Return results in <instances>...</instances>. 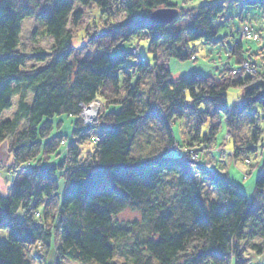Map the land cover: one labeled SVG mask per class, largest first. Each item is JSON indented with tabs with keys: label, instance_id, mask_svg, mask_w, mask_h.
Masks as SVG:
<instances>
[{
	"label": "trees",
	"instance_id": "16d2710c",
	"mask_svg": "<svg viewBox=\"0 0 264 264\" xmlns=\"http://www.w3.org/2000/svg\"><path fill=\"white\" fill-rule=\"evenodd\" d=\"M43 2L39 18L43 32L53 38V57L44 67L25 72L26 56L18 51L21 22L35 15L41 2L0 0V115L18 99L13 118L0 122V145L9 142L26 173L13 183L10 195H0V229L8 230L7 239L0 241V264H48L54 238L58 258L53 264L63 259L80 264H248L240 247L246 238H260L249 249L263 254L264 204H259L264 200V169L250 199L228 175L206 165L202 153L215 151L221 131H230L234 161L261 157L264 57L255 55L254 44L238 41L225 50L215 75L193 71L174 77L158 63L161 46L169 59H195V41L219 47L220 54L224 44L213 24L223 14V0L190 9L171 0ZM77 3L95 5L103 17L102 31H96L102 55L73 65L69 25H78L84 15ZM234 3L247 17L262 14L264 24V0ZM169 5L180 10L187 24L158 26L151 21V12ZM132 38L147 43L150 59L133 57L132 47L125 51ZM247 61L258 67L252 75L238 72ZM231 89L243 94L230 105ZM152 91L158 94L153 100ZM93 100H100L104 111L100 125L88 129L78 105ZM188 115L194 128L181 146L171 123ZM60 116L74 120L71 139L55 134L62 121L54 119ZM94 129L101 132L100 142L92 140ZM84 145L90 148L81 153ZM211 154L217 158L219 151ZM107 180L119 190L96 188ZM205 185L209 193L203 194ZM127 208L141 211V219L119 223L117 215ZM116 255L119 260L113 261Z\"/></svg>",
	"mask_w": 264,
	"mask_h": 264
},
{
	"label": "rangeland",
	"instance_id": "374dc122",
	"mask_svg": "<svg viewBox=\"0 0 264 264\" xmlns=\"http://www.w3.org/2000/svg\"><path fill=\"white\" fill-rule=\"evenodd\" d=\"M44 0H40L41 5L38 8L35 15H31L29 17H25V19L21 22V33H20V45L18 48V51L22 54H25L26 58L23 63L22 70L25 72H34L37 68H42L44 65H46L48 62L51 61L53 55L51 54V49L54 46L53 44V38L47 35L45 32H43V25L40 22L39 14L43 8ZM212 1H222V0H171L172 3H175L177 7L182 9H190L194 7H199L202 4H209ZM223 4L225 5V9L223 11V14L221 17L213 24V27L215 31L217 32V37L222 39L224 46H220L223 48L222 52L219 54V47L212 46V44L206 43V42H194L191 44V47L194 46L195 49L198 50L197 54H199L195 59H187V60H177L175 58H167L166 56H163L164 51L162 50V46L159 49V58L158 63L164 64L168 66L169 70L172 72L173 76L180 77L183 75H189L193 73V71H198L201 75L210 76L212 74L215 75L217 73V69H215L216 66H222V63L225 61L224 54L225 50L229 49L235 42H241L244 43L247 41L249 44H254L253 46L257 47L256 54L259 56L264 57V32H260L261 27L264 25L262 24L260 14L259 12L253 14H258L259 17H247V12L245 10H242L239 5H236L234 3V0H223ZM76 9H79L84 12L83 17L80 19L78 25L72 26V24L69 25V29L73 35V46H72V56L70 57L69 61L75 65L77 61H92L94 59H97V57L101 56V49L99 48V41L100 37L96 36L98 32L97 30L102 31L100 28V19H102V15L100 14V11L94 6L92 7H82L79 3L76 4ZM50 10V8L48 9ZM180 11V10H179ZM179 25H175L176 27H181L183 24H187V19L180 14L179 16ZM247 17V18H245ZM244 18L246 20H244ZM244 20V21H243ZM119 22L121 20H118ZM247 21V22H245ZM121 22H125L121 21ZM245 22V23H244ZM252 22L254 24H252ZM249 28V29H248ZM224 38V39H223ZM165 45V43H162V45ZM132 49V54L136 55L137 52H140L138 55L141 58H151V54L147 51L148 45L145 42H139L137 39L132 38L128 44H125V51H128L130 48ZM248 49L250 52H252V49L248 46ZM38 55H44L47 57L42 60V58H39ZM194 58V57H193ZM244 70L248 74L252 75V71H255L254 63H251L250 61H247L243 66L242 69H239V71ZM236 73V72H235ZM153 92V91H152ZM31 92H26V95L29 94L27 99L29 101H32L33 98H31L32 94ZM243 91L241 89H231L228 92V103L231 105L233 103H237L242 98ZM157 93L152 94V100L157 97ZM18 99L17 97H14L13 106L10 110L3 112L2 115H0V122L4 119H11L14 116L15 109L17 106ZM97 105L98 110L92 115H90L89 108L91 105ZM79 107H81V111L79 114V118H81L82 125L84 128H94L100 125V115L104 111V106L102 105L100 100H93L88 103V105H84L83 102H80ZM94 106V105H93ZM187 115V113H186ZM185 119V120H184ZM184 121L181 120H174L173 123H171V130L172 135H174L176 143H180L179 145L183 146V139L185 137L190 136V133L192 132L193 126V118H191V115H188L186 118H184ZM54 121L57 123L59 121H62L61 126L59 128H55V134L58 135H65L71 139V132L73 130V124L74 120L71 118H67L65 116H60L54 119ZM208 124L205 126L203 132L201 135H205V131L208 130ZM97 129H94L95 134L93 135V142H100V136L101 132L99 133L96 131ZM86 133V132H85ZM231 138L232 133L228 131V133L224 132L220 134L219 142L221 143L220 147L213 151V153L218 152L219 154L216 157L214 154H211V152L202 153L204 157V162H206V165L209 167H212L217 170V172H220L221 174H226L228 177L234 182L236 185H239L240 188H242L245 195H247L249 198H253V191H254V181L256 177L259 175V172L264 169V145L261 149V157L259 159H256L254 161L256 163L254 170L247 174V170L249 168L250 162L249 160L245 161V163H237V161L233 160V153H228V150L231 148ZM226 140V141H225ZM73 141V140H71ZM64 147H62L63 152L67 151L65 149L66 145H68V141L65 143ZM10 144L7 140H5L0 145V150L2 153H5V161H0V176L3 177V183L6 185V188L4 190H1L0 188V195L7 197L11 194L13 183L19 182L21 179H23L26 176V173H23V169H20V164L15 160V154L14 152L10 151L9 148ZM90 146L84 145L83 150L81 153H85L86 150H88ZM185 148L183 147V150ZM223 149V150H222ZM85 150V151H84ZM182 150V149H181ZM186 152V150H184ZM192 155L193 159L197 158V155L192 150H187ZM63 153V154H64ZM62 154V155H63ZM59 156V158L62 157ZM84 155V154H82ZM175 155V154H174ZM59 158H57L59 160ZM55 160V158H51ZM28 166V165H27ZM7 173V174H6ZM14 181V182H13ZM169 181V180H168ZM170 183V182H168ZM63 187V182L61 183V188ZM96 188H107L110 190L116 189L119 190L118 187L114 183H102L99 184ZM208 192L209 189L204 186L203 194ZM212 196V192L210 193ZM160 197H162L160 193ZM205 197V195H203ZM264 200L259 205H263ZM258 206V205H256ZM36 217H39V211L35 212ZM142 217L141 211L138 210H132L130 208H127L124 210V212L117 215L116 220L119 223H125V222H133L136 220H140ZM249 228V227H248ZM8 236V230L0 229V241L7 239ZM243 240L242 243H240V247L242 250V255L247 257L248 259H253L248 262V264H262V262L256 261V256H259L257 259H262L264 261V253L261 255H252L253 252L250 248V244L252 242H260V238H255L254 241H247ZM51 250L48 254V264H53L57 262V255H56V246H55V238L52 241ZM119 260V257L117 255L113 258V261ZM234 260V259H233ZM32 264H39L37 260H33ZM61 264H80L76 261L72 262L69 259H63V262ZM88 264H98L97 262H89ZM232 264H235V260Z\"/></svg>",
	"mask_w": 264,
	"mask_h": 264
},
{
	"label": "water",
	"instance_id": "95a60500",
	"mask_svg": "<svg viewBox=\"0 0 264 264\" xmlns=\"http://www.w3.org/2000/svg\"><path fill=\"white\" fill-rule=\"evenodd\" d=\"M179 10L175 7L167 9L159 8L151 14V19L157 25H170L171 22L178 16Z\"/></svg>",
	"mask_w": 264,
	"mask_h": 264
},
{
	"label": "bare ground",
	"instance_id": "6f19581e",
	"mask_svg": "<svg viewBox=\"0 0 264 264\" xmlns=\"http://www.w3.org/2000/svg\"><path fill=\"white\" fill-rule=\"evenodd\" d=\"M172 3V2H171ZM169 7H172V6H167V7H159V8H163V9H167V8H169ZM159 8L157 9V10H159ZM154 11H156V10H154ZM153 11V12H154ZM153 12H151V14L153 13ZM151 14H150V16H149V18L151 19ZM179 14H180V12H178V16L174 19V21L173 22H171L170 24H172V23H174V22H177L176 24L177 25H179L180 23L178 22V19H179ZM151 21L153 22V20L151 19ZM154 23V22H153ZM157 25V24H156ZM160 25V24H159ZM158 25V26H159ZM162 26H169V25H162ZM179 27V26H178ZM123 51V50H122ZM138 54H139V52H137L136 53V55L134 54L133 55V57H137L138 56ZM257 66H256V69H255V71H252V73H255L256 71H257ZM94 105V106H93ZM93 105H91V107L89 108V110H90V115H92V113H94V112H96L97 110H98V107L99 106H97V105H95V104H93ZM226 133H228V132H226ZM226 141V140H225ZM220 146H218V148H219ZM217 148V149H218ZM223 150V149H222ZM232 153L231 151H230V149L228 150V153ZM105 183H107V184H109V183H111L110 181H105ZM252 255H255V253L254 254H252ZM71 261V260H70ZM72 262H74V261H72ZM77 262V261H76Z\"/></svg>",
	"mask_w": 264,
	"mask_h": 264
},
{
	"label": "crops",
	"instance_id": "0c3cea01",
	"mask_svg": "<svg viewBox=\"0 0 264 264\" xmlns=\"http://www.w3.org/2000/svg\"><path fill=\"white\" fill-rule=\"evenodd\" d=\"M175 4V3H174ZM251 16H249V18H250ZM252 18V17H251ZM199 54H197L196 55V58H197V56H198ZM174 77H176V76H174ZM5 157H6V155H5V153H2V151L0 150V161H3V162H6L5 161ZM7 174V173H6ZM0 188H1V190H4V188H6V185L3 183V177H1L0 176ZM251 199V198H250ZM256 255V254H255ZM259 256H256V261H259V262H262V264H264V261L262 260V259H257ZM251 259V258H250ZM251 260H253V259H251ZM254 261V260H253ZM255 262V261H254Z\"/></svg>",
	"mask_w": 264,
	"mask_h": 264
},
{
	"label": "built area",
	"instance_id": "2783aa9c",
	"mask_svg": "<svg viewBox=\"0 0 264 264\" xmlns=\"http://www.w3.org/2000/svg\"><path fill=\"white\" fill-rule=\"evenodd\" d=\"M249 29V28H248Z\"/></svg>",
	"mask_w": 264,
	"mask_h": 264
}]
</instances>
